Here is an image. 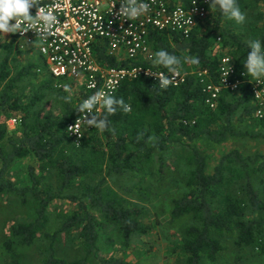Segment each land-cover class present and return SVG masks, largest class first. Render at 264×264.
<instances>
[{"label":"trees","instance_id":"trees-1","mask_svg":"<svg viewBox=\"0 0 264 264\" xmlns=\"http://www.w3.org/2000/svg\"><path fill=\"white\" fill-rule=\"evenodd\" d=\"M170 2L191 4V0ZM237 3L241 11L253 5L264 6V0ZM211 16L188 37L151 31L149 42L155 53L163 49L181 58L185 81L163 90L158 81L147 75L125 80L112 96L122 98L132 111L125 114L118 108L109 115L103 108L99 115L107 116L109 128L115 131L86 129L79 141L69 134L67 125L79 114L81 103L76 105L72 99L66 102L64 97L68 94L54 86L57 80L44 71L37 72L38 67L45 68L38 58L33 56L24 65L18 63L21 50L14 34L1 43L0 195L14 196L21 204L32 201L35 212L32 219L10 226V238L5 242L8 251L15 254L16 247L44 238L46 244L38 250L39 264H91L103 234L112 235L128 247L134 235L150 229L144 221L147 208L136 200L150 197L154 175L158 174L162 181L166 178L167 153L175 150V158L183 159L189 170L183 179L186 190L171 200V220L185 215L193 220L178 245L182 263L218 264L229 248L228 241L236 249L235 264L244 263L252 251L264 253V197L255 184V177L264 175V152L245 154L233 148L212 169L209 166V151L229 139L264 140V131L252 132L246 127L254 117L263 126L264 117L255 115L258 104L245 83L235 90L223 87L217 105L211 107L207 103L210 95L198 75L206 70L207 79L217 82L224 54L232 56L237 73L246 71L244 63L250 51L246 42L259 39L264 47V23L253 22L237 31L232 24L224 25V20L230 19L219 8L212 10ZM95 52L107 67L131 63L167 71L152 63L155 55L152 60L129 62L108 54L103 46H97ZM185 57H196L199 64L185 63ZM51 98L57 99L60 106L57 115L44 114L45 103ZM14 115H20L21 122L10 128L7 120ZM12 130L17 133L12 134ZM141 133L143 139L138 140ZM149 136L156 138L154 146L147 143ZM25 158H33L35 165L28 166L29 182L20 185L10 174ZM125 176L134 177L135 181L117 188L113 184L115 178ZM49 177L54 181H44ZM61 198L76 207L59 213L58 226L50 230L49 206ZM62 236L71 242L79 240L76 256L60 255L58 239ZM11 264L29 263L13 258ZM101 264L131 263L111 258L102 259Z\"/></svg>","mask_w":264,"mask_h":264},{"label":"built area","instance_id":"built-area-1","mask_svg":"<svg viewBox=\"0 0 264 264\" xmlns=\"http://www.w3.org/2000/svg\"><path fill=\"white\" fill-rule=\"evenodd\" d=\"M40 2L45 11L56 17L52 34L41 40L30 30L23 35L14 34L15 42L18 49L38 55L45 68L38 67L37 72L44 71L57 81L82 85L81 103L99 90H103L106 95H113L125 80L147 75L148 71L168 74L166 70L131 63L122 67L104 66L96 56L97 46L105 47L107 53L118 60L129 62L140 59L152 60L155 52L149 42L151 31H168L188 37L193 29L203 25L211 17L207 0H191L189 6L180 3L172 5L170 0H143L150 5L149 13L131 21L115 14L119 10L121 0H40ZM31 12L35 15L36 9H31ZM236 70L232 56L224 54L220 59L217 82L207 79L206 70L198 73L210 95L207 103L215 107L223 87L235 90L245 83L250 87L254 101L258 104L255 115L263 118L264 79L256 81L252 77L248 78L244 74L245 71L237 73ZM150 77L158 81L154 76ZM185 78V73L181 71L173 84L178 85L185 81ZM102 110L100 105L94 109L98 114H101ZM85 115L86 113H79L67 125L69 134L78 141L84 136L86 129L90 128L85 121ZM77 120L78 128L74 127ZM20 122V115L11 116L7 120L10 128L16 127Z\"/></svg>","mask_w":264,"mask_h":264},{"label":"rangeland","instance_id":"rangeland-1","mask_svg":"<svg viewBox=\"0 0 264 264\" xmlns=\"http://www.w3.org/2000/svg\"><path fill=\"white\" fill-rule=\"evenodd\" d=\"M246 15V21L243 24H237L234 20H224V25L232 24L235 30L240 31L246 29L250 23L262 25L264 23V6L253 5L242 11ZM212 19V16L209 18ZM208 20L206 21V23ZM205 23V24H206ZM210 24V22H209ZM12 34L0 35L1 43L10 39ZM2 54L0 53V57ZM33 56L38 58L36 53H29L21 50L18 57V63L24 65ZM185 69V68H184ZM186 70V69H185ZM68 84L71 86V99L74 104L81 103L82 85L67 81H54L56 89H63ZM64 90V89H63ZM68 94V93H67ZM57 99L51 98L45 103L44 114L57 115L60 113V106ZM246 127L252 132L264 131V125L261 126L258 118L254 117L246 123ZM89 131L96 129L94 127L87 128ZM14 130V129H13ZM12 130V134L17 132ZM239 148L245 154L264 152V140L259 138L246 139H229L227 142L216 146L210 150V169L218 162L219 158L227 151ZM175 150L167 153V175L162 181L153 176L152 183L154 188L150 197L144 200H136V195H127L130 199L136 200L146 206L147 213L144 221L150 225V229L144 234H136L133 236L128 247H123L120 242L115 240L110 234L100 236L97 254L92 258L91 264H101L102 259L122 258L131 264H183L178 253V245L181 242L182 234L185 228L193 222L190 215L182 216L179 219L171 220V200L180 196L185 190L184 176L188 172V166L183 159L175 158ZM34 164L33 158H25L17 163L10 176L18 184H26L30 180L29 165ZM158 163L155 166V171ZM115 178L113 184L119 188L120 184H132L134 177ZM53 180L51 177L44 181ZM255 184L261 195L264 197V175L259 174L255 177ZM74 190V189H73ZM149 194V193H148ZM75 204L68 199H55L49 206L52 217L50 230L56 228L59 224L57 215L62 212H71L75 209ZM35 216L34 203L30 201L28 204H21L14 196L9 194L0 195V264H11L13 258H18L29 264H39L38 250L46 244L44 238L38 239L35 243L25 247H16V253L8 251L5 242L10 238V226L19 220H29ZM78 239L62 236L58 239V251L60 255L72 258L77 255ZM229 248L222 253L218 264H235L237 256L236 249L231 241L227 242ZM251 254L254 256L251 257ZM242 264H264V253L259 250L252 251ZM210 264V263H206Z\"/></svg>","mask_w":264,"mask_h":264},{"label":"clouds","instance_id":"clouds-1","mask_svg":"<svg viewBox=\"0 0 264 264\" xmlns=\"http://www.w3.org/2000/svg\"><path fill=\"white\" fill-rule=\"evenodd\" d=\"M212 10L219 8L220 12L228 19L234 20L237 24H243L246 21V15L243 13L237 3V0H207ZM35 8V15L31 9ZM150 11V5L143 0H121L118 17H125L126 20H136L145 16ZM56 23V17L50 12L45 11L40 0H0V35L25 34L30 30L37 34V39L44 40L52 34L53 25ZM250 51L248 52L246 62L244 63L245 75L251 76L254 80L264 79V47L259 39L246 42ZM185 63L194 65L199 64L196 57H185ZM155 66H162L167 69V75L163 72H150L146 74L154 76L159 81V88L166 90L171 86L177 77L181 74L182 60L180 57L170 54L161 49L155 53V59L152 61ZM169 75L171 78H169ZM63 89L68 95L64 97L66 102H71V86L65 84ZM259 93H256L258 96ZM97 105L106 109L107 114H115L117 109H121L125 114L132 111L130 104L112 95H106L103 90L95 92L85 99L77 108V112L86 113L85 121L90 127H94L101 132L106 130L115 131L109 128L107 116L101 117L94 111ZM74 127H79V121H76ZM73 128V127H72ZM71 129V128H70ZM138 140L143 139V133L138 135ZM154 136H149L147 143L154 146Z\"/></svg>","mask_w":264,"mask_h":264}]
</instances>
